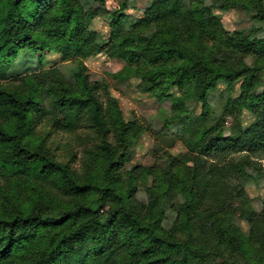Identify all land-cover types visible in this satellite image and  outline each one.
I'll return each instance as SVG.
<instances>
[{
    "label": "trees",
    "instance_id": "obj_1",
    "mask_svg": "<svg viewBox=\"0 0 264 264\" xmlns=\"http://www.w3.org/2000/svg\"><path fill=\"white\" fill-rule=\"evenodd\" d=\"M104 2L0 0V264H264V204L242 215L246 234L232 221L237 183L264 177V0H151L140 19L121 0L99 42L89 24ZM237 7L257 27L228 32L211 12ZM24 52L40 71L12 78ZM49 55L77 63L72 83L45 69ZM97 55L124 63L118 83L136 78L169 104L157 137L189 156L125 169L138 130L89 80Z\"/></svg>",
    "mask_w": 264,
    "mask_h": 264
},
{
    "label": "rangeland",
    "instance_id": "obj_2",
    "mask_svg": "<svg viewBox=\"0 0 264 264\" xmlns=\"http://www.w3.org/2000/svg\"><path fill=\"white\" fill-rule=\"evenodd\" d=\"M121 0H105L103 7L105 15L94 18L90 24V31L97 34L99 42H104L109 33L110 14L119 8ZM151 0H129V8L124 11V15L132 19H140L143 12L150 4ZM212 15L219 21L225 31H241L257 27L254 24L253 13L244 12L241 8H233L227 11L212 9ZM259 36H263L260 34ZM46 67H55L66 82L74 81V73L78 66L76 62L59 63L58 58L49 55L45 58ZM87 68L88 78L91 82H96L100 87L107 89L110 94L118 101L123 118L127 122H132L137 127V134L132 140L128 148V161L125 165L126 170L135 167H156L158 170H165L170 165L171 158L179 156H189L190 151L187 150L180 142H175L170 146V134L164 133L162 137H157L161 126L158 121V110L160 108L168 109L169 104L163 106L157 104L154 99L143 93L141 83L136 78H131L124 83H118L111 75L119 72L124 63L119 60H110L105 56L97 55L87 59L84 62ZM40 71V66L36 61V57L30 52L19 54L17 59L11 64L9 76L12 78H20L31 73ZM224 88L223 84H219L217 89L220 91ZM238 95L236 87L232 97ZM218 96L214 95L211 105L216 108L217 113L220 108ZM161 106V107H160ZM200 112V105L195 104L191 111L192 116H197ZM219 115V114H218ZM243 126H248L252 122V118L248 113L244 112L241 118ZM223 125V135L228 136L231 127L235 124L233 117L224 118L221 122ZM178 130V129H177ZM176 131V129H175ZM72 146L73 143L71 142ZM81 148V146H74ZM65 154V153H63ZM264 174V157L254 159ZM153 179L149 178L147 185L152 184ZM239 188L244 192V200L232 202V221L235 222L241 230L246 234L249 225L242 215L252 211L257 214L262 210L264 204V177L257 181L242 180L237 183ZM140 191L143 190L139 187Z\"/></svg>",
    "mask_w": 264,
    "mask_h": 264
}]
</instances>
